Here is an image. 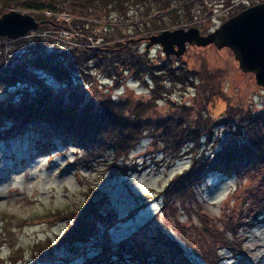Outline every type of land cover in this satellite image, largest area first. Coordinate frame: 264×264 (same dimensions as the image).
<instances>
[{
	"label": "rangeland",
	"instance_id": "rangeland-1",
	"mask_svg": "<svg viewBox=\"0 0 264 264\" xmlns=\"http://www.w3.org/2000/svg\"><path fill=\"white\" fill-rule=\"evenodd\" d=\"M224 1L194 0L192 11L196 17L193 21L172 22L171 16L174 15L168 14L162 18L169 22L166 27L195 24L202 28V32H207L242 8L264 0H242L239 6H227ZM15 8L34 15L37 12L25 7ZM9 9L0 0V14ZM101 11L99 18L80 16L94 23L88 29L93 36L97 35L96 39L88 36L91 46L100 47L107 43L103 37L109 33V27L114 26L115 36L123 35L120 38L123 41L131 37L126 44L144 53L154 63L178 58L175 64L183 61L200 73L185 85L171 86L168 83L167 86L173 89L170 94L160 98L156 108L145 112L154 119L160 118L169 113L171 103H175L180 113L183 112L180 106L187 105L188 118H194L198 113H203L204 117L209 115L215 124L210 137L200 140L199 152L213 151L221 142L231 140L233 126L222 122L229 113L235 122L243 125L248 115L264 113V87L256 84L253 73L238 67L231 49H217L214 44L189 45L181 56H166L160 44H153L146 53V37L160 29L133 34L146 17L143 7L127 4L122 11L109 8ZM154 11L159 15L165 10L159 12L154 5L151 6L150 17L158 19ZM38 12L50 18V14L47 15L50 12ZM58 16L70 18L67 12ZM45 23L39 24L38 28ZM31 32L34 34L33 30ZM59 35L57 41L54 38L53 43L45 45V50L59 51L60 45V50H68L67 57L76 59V51L82 46L79 37L83 34L79 31L70 35L61 28ZM116 51L122 52V49ZM100 54L104 55V52ZM109 60L107 55L100 67L96 66L95 58L89 60L88 67L80 63L87 68V73L74 74L68 84H61L48 73L43 72L42 75L60 93L70 96L69 90L73 89V96L81 102L88 99L98 102L107 97L131 101L150 99L151 80L147 81L148 84L138 81L123 67H118L119 59L115 65L109 64ZM114 71V77H110ZM112 78L118 79L119 85ZM26 86L18 83L1 93L0 97L16 100ZM50 140L43 139L48 145L42 146L39 136L31 130L0 133V264H141L128 260L132 259L129 251H136L139 243H146L147 253L155 254L148 258L146 264H158V256L169 251L162 264H185L183 256L193 264H214L216 260V264H264V206L256 210L250 206V200L246 199L248 193L244 191L249 182L246 175L211 172L195 185L192 199L172 201L174 209L170 211L162 197L166 198L165 187L177 172L189 166L191 158L189 150H184L176 159L164 153L161 133L147 132L129 154L115 157L116 167L113 163L108 164L114 157L109 149L95 154L91 163H84L77 160L80 152L71 144H64L56 138L52 142ZM126 167L128 169L124 170ZM91 184L98 188V197L106 193L97 211L98 220L92 236L73 244L56 245L42 255L34 254L30 250L33 243L47 236L56 240L66 227L67 214L52 211L80 204ZM261 200L264 203V195ZM178 221L181 231L176 226ZM211 228L219 233H212ZM160 232L165 233L166 239L170 236L177 238L180 249L164 240H157ZM224 235L228 236L229 249L220 248L219 245L225 243L214 240L215 236L225 238ZM171 250L177 256L173 257ZM12 251L19 253L11 258Z\"/></svg>",
	"mask_w": 264,
	"mask_h": 264
},
{
	"label": "trees",
	"instance_id": "trees-1",
	"mask_svg": "<svg viewBox=\"0 0 264 264\" xmlns=\"http://www.w3.org/2000/svg\"><path fill=\"white\" fill-rule=\"evenodd\" d=\"M193 1L1 0L4 7L34 9L46 23L34 30V34L19 39L10 40L5 36L0 37V94L7 92L18 83L27 85L16 100L0 97V133L15 134L31 130L39 136L42 146L48 145L43 142V139H59L64 144H71L79 150L77 160L81 159L84 163H91L95 154L102 152L103 149H109L114 157L110 158L108 164L113 163L114 167L117 166L115 157L129 154L147 132L154 135L161 133L164 153L176 159L183 154L184 150H189L191 158L189 166L177 172L165 187L166 198L164 195L162 197L170 211H173V202L175 203L176 199L181 201L186 198L192 199L195 185L205 180L211 172H221L223 175L230 173L246 175L249 182L245 185L244 191L248 193L246 199L250 200V206L255 207V210L264 206L261 200L264 195V113L248 115L244 125L235 122L229 113L222 122L232 124L231 140L221 142L213 151L199 152L200 140L205 136L210 137L215 124L210 120L209 115L204 117L203 113H198L196 117L188 118L190 113L186 111L187 105H179L183 110L180 113L175 103H171V111L160 118L154 119L145 112L156 108L158 100L168 96L173 90L171 86L192 82L200 76V73L190 69L183 61L175 64L178 58L163 59L154 63L151 58L144 56V53L126 44L131 37L123 41L120 40L123 35L115 36L114 26L109 27V33L103 37L107 43L100 47L91 46L88 36L96 39L97 35L93 36L88 29L89 25L94 23L80 18L81 15L99 18L102 16L99 12H102L101 9L104 8L122 11L127 4L135 5L137 8L143 7L146 17L140 23L141 26L137 25L133 33L139 34L169 26L167 24L169 22L162 18L166 14L175 16H171L172 22L195 20L196 14L192 11L195 5ZM224 2L227 6H239L242 0H225ZM152 5L159 12L162 9L165 10L159 15L153 12L159 17L158 19L150 17ZM38 11H50L52 14L48 18ZM62 12H67L70 19L58 16ZM61 28L67 29L70 34L76 31L83 34L79 37L82 46L76 51L78 53L76 59L67 57L68 50H60V45L59 51L45 50L47 43H53L54 38L60 36ZM120 49L122 52L116 51ZM103 52L104 55H101L100 53ZM107 55L110 56L109 64L115 65V62L120 60V63H117L118 67H123L130 72L134 79L147 84L148 80L152 81L153 84L151 83L149 88L151 93L149 100L131 101L128 98L107 97L98 102L90 99L81 102V99H75L73 96V89L69 90L70 96L60 93L42 75L43 72L48 73L57 81L68 84L74 74L87 73V68L82 67L80 63L88 67L89 60L95 58L96 66L100 67L101 63H105ZM102 56H104L103 59ZM115 72L109 73V76L114 77ZM112 79L116 80V85H119L118 79ZM168 83L171 84L170 87L167 86ZM126 169L128 167L124 170ZM254 180H256L255 183ZM87 192L89 194L86 193L80 204H73L72 208L59 207L52 211L55 214L69 216L66 227L56 240L47 236L44 240L33 243L31 251L34 254L42 255L50 252L56 245L73 244L92 236V229L98 220L97 211L103 198H106V193H102L103 197H98V188L93 185H89ZM176 226L181 231L182 226L179 221ZM213 231L218 232L215 228H211L212 233ZM223 237L225 238L215 236L214 240L223 241L225 245L220 244V248L229 249L228 236ZM158 239L176 247L181 245L177 238L170 236L166 239L164 232H160ZM144 244L139 243L136 251H129L132 254V259H128L129 261L146 264L149 257L155 256L154 252L147 253ZM17 252L19 253V251H12L10 257L17 256ZM169 252L161 253L157 263L162 264ZM171 253L173 257L177 256L173 250ZM182 259L185 264H193L186 256ZM121 262L124 261L121 260Z\"/></svg>",
	"mask_w": 264,
	"mask_h": 264
},
{
	"label": "water",
	"instance_id": "water-1",
	"mask_svg": "<svg viewBox=\"0 0 264 264\" xmlns=\"http://www.w3.org/2000/svg\"><path fill=\"white\" fill-rule=\"evenodd\" d=\"M44 21L28 11L11 8L0 14V36L12 40L22 38ZM146 39V53L153 44H160L166 56H181L189 45L227 47L233 51L238 67L253 73L256 84L264 87V1L242 8L207 32L191 24L188 27H165Z\"/></svg>",
	"mask_w": 264,
	"mask_h": 264
},
{
	"label": "bare ground",
	"instance_id": "bare-ground-1",
	"mask_svg": "<svg viewBox=\"0 0 264 264\" xmlns=\"http://www.w3.org/2000/svg\"><path fill=\"white\" fill-rule=\"evenodd\" d=\"M91 185H92V184H91ZM93 186H94V185H93ZM66 218H67V220H68V219H69V216H67ZM30 250H31V246H30Z\"/></svg>",
	"mask_w": 264,
	"mask_h": 264
}]
</instances>
